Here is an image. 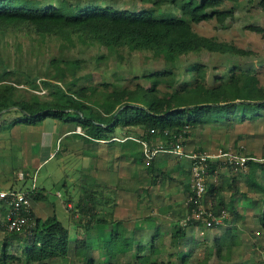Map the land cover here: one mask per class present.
<instances>
[{
	"label": "trees",
	"instance_id": "obj_1",
	"mask_svg": "<svg viewBox=\"0 0 264 264\" xmlns=\"http://www.w3.org/2000/svg\"><path fill=\"white\" fill-rule=\"evenodd\" d=\"M163 2L178 7L180 14L161 11L158 6ZM222 2L223 0H152L157 8L131 10L108 4L67 6L46 0H0V35L6 32L15 34L16 31H24L25 36L30 40V47L33 49L37 47V56H41L39 58L41 68L43 64L46 65L43 71L39 69L30 73L23 70L21 74V68L18 71L8 67L2 53V48L6 46L0 45V81L14 79L16 83H27L34 87L35 81L38 80L47 88L36 89L43 92L34 96L20 98L16 94L15 84L0 82V110L5 109L0 113V130L10 129L21 123L33 125L52 118L74 125L69 132L77 134L83 143L109 144L114 141L142 139L151 146L163 142L165 147H169L177 142L185 145L187 140L182 141L179 135L193 132L192 130L198 125L217 124L221 121H244L261 116V111H264V90L259 87L258 79L252 69H238L239 66L233 65L225 73L215 76L213 83L209 85L204 80V65L190 64L187 70H190L191 80L183 82L179 88L165 92L163 95L158 94L156 85L139 86L137 89L123 87L104 90L101 100L98 101L101 104L99 106L103 107V111H100L89 101V95L93 94L95 88L77 87L74 80L68 79V72H72L71 62L60 56H42L43 52L38 49L41 44L47 46V43L52 41L57 42L61 49L67 42L76 39L82 45L96 42L109 50L114 47L149 50L173 64L177 58L190 52L208 51L247 55L250 53L249 50L214 36L200 34L192 27L193 22L202 19L215 18L218 23H223L226 18L232 17L233 8H221ZM263 3L264 0H261V4ZM187 4L193 5V12L187 13L184 10ZM199 10L202 13H197ZM249 28L261 31V28L255 25H250ZM16 45L20 47V42L18 41ZM75 62L78 64V60H74V64ZM173 72L174 70L167 68L153 71L145 76L164 77L166 74L173 75ZM42 73L49 75L53 80L40 78ZM166 80L170 81V79ZM75 127H79L82 131L80 133L74 131ZM131 127L141 128L142 133L138 136L129 133L117 135L122 128ZM139 152L135 157L141 162L143 155L142 151ZM153 161L154 158L149 164L143 161L145 170L151 174L154 171ZM249 163L264 164V161H249ZM219 164V162H208L207 173L212 175L216 172L215 169L219 168ZM186 172L191 174L190 165ZM28 177L25 175L24 179ZM224 180L225 177L222 181ZM230 180L228 185L222 184V181L218 183L206 180L207 189L203 198L206 202L211 201L214 215H220L221 211L225 210L230 215L238 217L232 201L226 202L221 196V191L226 187L231 193L238 191L237 180L234 178ZM94 183L92 181L80 184L77 195L70 194L65 199V206L67 202H71L72 211L76 210L79 213L77 220L83 221L86 226L114 223L116 232H113L106 244L117 243L123 238L119 233L122 221L113 219L112 209L98 213L97 205L102 206L104 210L107 199L103 198V204L95 201L96 193L102 195L103 189L96 191ZM186 190L187 197L195 195L191 187L188 186ZM28 195L35 201L46 197L36 186L28 190ZM193 206L192 200L185 204L179 224L171 233L172 237L184 236L186 227L203 226L201 220L194 218L183 223ZM25 214L28 222L22 230L8 231L0 227V231L4 233L0 248V264L20 260L21 257L27 263L48 258L66 261L69 257L70 234L57 215L52 213L41 218L31 209ZM226 219L227 217L223 220ZM258 219L264 229V212L259 213ZM87 242L84 237L75 239L74 256L84 264H95V259L87 256ZM234 244L235 240L231 237L227 245ZM213 245L217 247L218 252L221 250L219 237L213 239ZM13 246L17 250L20 249V253L9 251ZM146 248L148 253H142L145 247L138 245L135 256L137 264H170L169 258L176 255V252H171L166 254V258L163 257L153 243ZM226 250H229V247ZM188 254L187 251L183 253L180 261L184 262Z\"/></svg>",
	"mask_w": 264,
	"mask_h": 264
},
{
	"label": "rangeland",
	"instance_id": "obj_2",
	"mask_svg": "<svg viewBox=\"0 0 264 264\" xmlns=\"http://www.w3.org/2000/svg\"><path fill=\"white\" fill-rule=\"evenodd\" d=\"M46 1L55 4L63 3L67 6L93 3L99 5L108 4L114 7L131 10L157 8L156 5H153L152 0ZM220 7H232V17L226 18L223 23H218L215 18L208 20L202 19L199 22L192 23L193 29L200 34L214 36L219 40H225L238 47L247 49L250 51L249 54L238 56L208 51L190 52L177 58L173 64L171 61L165 60L163 56H156L149 50H128L127 47H114L109 50L96 42L82 45L76 39L67 42L61 49L59 44L53 41L48 42L47 46L41 44L38 49L43 52L41 54L42 56L55 55L70 61L72 64V72H68V79L74 80L77 87H94L95 90L93 94L89 95V101L100 111H103V107L99 106L101 104L98 103V101L101 100L104 90L121 89L123 87L137 89L139 86L149 87L151 85H156L158 94L163 95L165 92H170L179 88V85L183 84V82L191 80V73L190 70H187V66L194 63H202L204 65V80L209 85L213 83V78L215 76L225 73L228 68L233 65L239 66L238 69H252L258 79L259 87L264 90V3L261 4V0H223ZM158 8L164 12H170L175 15L180 14V9L169 2L159 4ZM193 8V5L187 4L184 10L187 13H191L194 11L192 10ZM197 13H202V11L199 10ZM250 25L260 27L261 31L249 28ZM18 41L20 42V47L16 45ZM29 41L24 31H16L15 34L6 32L0 35V45L6 46L2 48V53L8 67L18 71L21 68V74H23V70H27L30 73H34L39 69L43 71L46 66L43 64L41 68V59H39L41 56H37V47L35 46L34 49L31 48ZM74 60H78V64L77 62L74 64ZM167 68L174 70L173 75L166 74L164 77L160 76L153 78L145 76L153 71ZM41 76L40 78L42 79L50 78L53 80V78L45 73H42ZM166 79H170V81ZM0 82L15 84V88L17 89L16 94L20 98L34 96L39 93L36 89L45 87L41 85L38 80L35 81L34 87L27 83H16L14 79H5ZM45 89L47 88L45 87ZM261 114V116L246 119L244 121H221L217 124L209 123L198 125L192 130L193 132H191V135H189L191 140L183 147L185 150H190L191 147L197 146L203 149H214L219 146L237 148L243 145V149L246 151H254L256 153L253 155L258 157L262 156L263 154H257L259 152H264V111H261ZM106 116L109 117L108 114ZM54 121L55 122H53L52 118H47L45 121L33 125L31 124V126H21L26 125L21 123L13 130L11 128L0 130V189H7L11 185L15 187H30L34 184V186H37L46 197L40 201H30V206H34V210L37 211L39 205H42V209L39 212H42V214L46 216V207L51 206L53 203L55 206L54 212L57 217L65 226H68L69 223L73 236H76V234H81L79 231L82 229L81 226L77 225L79 216L75 214L78 212L70 209L72 218H70L69 222V212L62 204L64 199H67L70 194L73 196L77 195L81 181L87 183H91L92 181L95 182V190H101L102 187H96L98 186L97 184L106 181L105 183H107V185H102V193L109 194L110 192L111 194L112 192L110 190L113 189V180L115 177L109 174L110 169H104V163H107L106 166L109 167V162L113 161V157L106 153L105 150L112 147H121L120 150L126 151L127 156L121 158V160L117 162H121L126 166L127 163L131 162L132 155L135 157L138 155L139 151H141V145L137 140L134 141V139H128L127 142L124 143L115 141L109 144L83 143L82 139L77 134L73 133L66 136L63 135V137L56 139L57 141L53 139L52 142L54 145L51 148L50 145L52 143L49 138V133L52 127L59 129V125L66 124L57 119ZM66 125L67 126L64 128L72 129L74 126L72 124ZM74 131L80 133L82 130L75 127ZM126 133L138 136L142 133V129L139 127H131L130 129L122 128L117 135L122 136ZM170 154L172 156L174 155L173 153ZM165 155H167V152L164 151L157 153L154 157L155 167L162 168L163 162L160 159ZM175 156L177 157L179 155ZM179 157L182 159L179 161V164L185 169L187 161L190 162V160L187 156ZM94 166L99 169L97 172H95ZM138 167L139 165L136 163L133 164L129 171L127 170V177L131 174V178L129 179L130 181L127 180L128 182H126V184L127 187L130 185L132 190L135 188V182L133 183L131 180L134 179L135 181V179L140 176L137 171ZM20 171L27 173L26 175L29 177L26 179L19 178L18 175ZM121 172L126 173L122 168ZM98 173L106 174H102L100 178H97L98 175L96 176V174ZM164 175L165 174L159 175L156 179H160L162 182L166 179L170 180L168 178L170 175H168V172L166 179L163 178ZM185 179H188L187 176ZM127 187L125 188L127 189ZM125 188L117 187V191L119 189L121 193L117 196L122 203L124 202L123 205L131 200L132 196L140 198V195L135 196L133 192L127 193L129 191H126ZM138 200H140L139 203L142 202L141 199ZM131 202L132 201H129L128 203L131 204ZM52 207L53 206L50 207V211ZM138 213H140V211H138ZM230 219H232V217ZM146 220L150 221L149 219ZM257 220L259 219H256L255 222ZM224 222L223 220L222 224ZM208 231L213 232L214 230L208 227ZM248 231H250V233L243 236L245 237L244 240H242L239 235L238 240L237 237L235 238V245H227L230 243V237L232 236V232L228 230L226 235L220 238L221 250L219 252L217 251V247L213 245L212 240H209L210 237L208 243L202 240V243H200L201 245L194 247L188 245L186 251H189L190 254L184 259V262L183 260L180 261L182 254L180 250L176 248L177 245H172L173 248L171 251L173 252L176 250L177 253L170 258L168 257L170 259V264H264V233L260 235L259 233L255 234L256 229L254 228H250ZM119 233L122 234V231L120 230ZM71 240V244H73L74 239L71 238ZM167 240H169V237ZM182 247L183 245L181 248ZM228 247L229 250H226ZM122 248H124V245L120 243L110 242L106 245H97L98 255L95 257L96 264H100L101 261L106 259L108 261L109 256H107V252H111V250L118 251ZM9 251L20 253V249L17 250L15 246L11 247ZM133 252L134 251L121 253L116 260L117 264L126 262L136 264ZM161 252L166 253L163 250ZM98 256H100L99 259ZM163 257L166 258V254L163 255ZM48 263L51 264V262ZM54 263L82 264V262L77 261V258L76 260H72L70 257L63 262L61 260H54ZM8 264L43 263H27L24 258L21 257L20 260L11 261L8 262Z\"/></svg>",
	"mask_w": 264,
	"mask_h": 264
},
{
	"label": "crops",
	"instance_id": "obj_3",
	"mask_svg": "<svg viewBox=\"0 0 264 264\" xmlns=\"http://www.w3.org/2000/svg\"><path fill=\"white\" fill-rule=\"evenodd\" d=\"M53 122L55 121L53 120ZM53 124H58V123H53ZM17 125L18 124L12 126L11 129L13 130L14 128H16ZM21 126H31V125L26 124V125H21ZM65 126L67 125L66 124H62L61 126L59 125V129L52 127L49 133V138L51 139V143H52L50 145L51 148L54 145L52 142L53 139L56 140V139L63 137V135L66 136V135L73 134L69 132L70 128H64ZM189 140H191L190 137L187 139V143ZM119 143H124V142H119ZM120 148L121 147H118V148L112 147V148H108L105 150L106 153L110 154L111 157H113L112 158L113 161L109 162L110 164L109 167L106 166L107 163H104V166H105L104 169H110L109 174L111 176H114L115 179L113 178L114 179L113 189L110 190L112 193L111 194L110 192L109 194L102 193L101 195L100 193L97 192L95 201L98 202V204L101 202L103 204L104 199H107V202L104 206V210L102 209V206L99 207L100 205H97L96 210L98 211V213L101 214L106 210L112 209L113 219L122 221L120 225V230L122 231V235L124 236L117 243L120 242V244L124 245V248H122L121 250L119 249L117 252H114L115 250H111V252H107V256H109L108 261L107 259L103 260L100 262V264L101 263L108 264L109 262H114L115 264H117L116 260L118 256L121 253L123 254V253H127L130 251H134L133 256L135 257L136 249L138 245L145 247L142 253H148V248L146 247L150 243H153L158 248L160 255L171 253L172 252L171 249L173 248L172 245H177L176 248L180 250L181 254H183L186 252V247H188V245H191L192 247L201 245L200 243H202V240L203 241L205 240L204 242H207V243L209 242V240H212L213 242V239H215V237L216 238L219 237V240H221L220 238H222L223 235H226L228 230L232 232L231 237H233L234 240L236 237L238 240L239 235L241 239L244 240L245 237L243 236H245V234L247 233H250V231H248V229L250 228L256 229L255 234L259 233L260 235L261 233H264V229L261 227L259 220L255 222V220L258 219L259 213L264 212V164L249 163L245 169H231L228 167L220 166L216 172H213V174L210 175L209 180H212L211 182L219 183L220 181H222L223 177H225L224 182L222 181V184H225V185H228V183L231 181L230 180L231 178H234L237 180L238 191L236 193H231L230 189L226 187V189H223L221 191V196L226 202H228L229 200L232 201L233 206L238 213V217L234 215H230L228 212H226L228 213V216L226 215L227 219L222 225H219L217 227H211L214 230L213 232H209L208 228H205L203 226H199V225L189 226V227H186V232L184 236L175 238L171 236V233L176 229V226L177 224H179V221L182 217V210L185 206V202H186V198L188 194L186 189L188 186L190 187V183H191V174L189 172H186V169L188 168V165H190V162L187 161V165L184 169L179 164V161L182 160L181 157L179 156L176 157L175 154L172 156L170 153H167V155H165L164 157H162V159H160L163 162L162 168L155 167L153 163L154 171L151 174L145 170L142 161L140 162L136 157H133V155H132L131 162L127 163L126 166L123 165L121 162H117L121 160V158H124L127 156L126 151H121ZM195 148L196 147H191L190 150L195 149ZM235 149H238L239 151L243 153H248V154L256 153L254 151H248V150L246 151L245 149H243V145ZM257 154L264 155V152L262 153L259 152ZM136 163H138L139 165V167L137 168V171L140 176L139 178L135 179V181L134 179L131 180L133 183L135 182L134 184L135 188L132 190L130 185L128 184L129 186L127 187V184H126V182H128L127 180L131 178V174L127 177V170L129 171L132 168L133 164H136ZM121 168L124 169L126 173L125 172L122 173ZM94 170L95 172H97L99 169L96 168V166H94ZM167 172H168V175L170 174L169 176L167 175ZM102 174H106V173L96 174V176L98 175L97 178L98 177L100 178ZM154 174H156L157 176L165 174L163 178L166 179V177L168 176L170 180L166 179V180H163L162 182L160 181V179H156L157 176L156 175L154 176ZM186 176L188 178L187 180L185 179ZM152 180H155V181L153 182ZM105 182L103 181V183H100L97 185L101 186L103 189V186L107 185V183ZM84 183L85 182L83 181L80 182V184H84ZM117 187L119 188L127 187V189L125 188L126 191H129L127 193L133 192L135 196L140 195V198H136L132 196L131 200H129V201H132L131 204L128 203L129 201H127L125 205H123L124 202L122 203L120 198L117 196L118 194L119 195L121 194L119 192V189L117 191ZM10 188L26 189L29 187L28 186L15 187L11 185L7 189H10ZM0 190H6V189H0ZM138 199H141L142 202L139 203L140 200ZM30 201H33V200L30 199ZM37 201H40V200H37ZM67 203H68L67 204L68 208L67 206H65V199L62 202V204L64 205V208L69 212L68 218L70 222V218H72L71 213H70V211L72 210L71 209L72 203L71 202H67ZM51 206L53 207L50 211ZM51 206L46 207L45 209V214L47 213L46 216L50 215V213L51 214L55 213L54 212L55 206L53 205V203L51 204ZM33 207L34 206H31L30 209L34 212L36 216L41 217V218L45 217V215L42 214V212H39L42 209L41 208L42 205H39L37 211L34 210ZM5 208H6L5 201L0 199V215H2V213L5 211ZM138 211H140V213H138ZM105 214L107 217H109L107 213ZM75 215L79 216V213H76ZM231 217L232 219H230ZM146 219H149L150 221H147ZM136 222L138 225L136 224ZM83 223H84L83 221H78L77 225L81 226L82 229L81 231H79L81 232V234H76V236L75 235L73 236L71 232L70 224L68 223V226H66L69 230L70 240L71 238L74 239L73 244H71L72 240L69 241L68 256L72 260H76L74 256L75 239L84 237L88 241L87 242V246H88L87 256L94 258L96 261L95 257H97L98 255L97 245H104V244L106 245V241H108L111 238V235L113 234V232H116L115 230L116 225L114 223H111V224H105V225L104 224H92V225L86 226ZM3 235L4 233L0 231V248L2 246L1 243L3 239ZM168 237H169V240H167ZM127 245H131V246H127ZM182 245L183 247L181 248ZM162 250L166 253H162L161 252ZM173 252H176V250ZM187 252L190 254L189 251ZM99 257L100 256H98V259ZM54 260H58V259L48 258L42 261H36L35 263L49 264L48 262H51V264H55ZM77 261H80V260L77 259ZM80 262L84 264L83 261H80ZM135 262L137 264L136 259H135ZM123 264H131V263L126 262Z\"/></svg>",
	"mask_w": 264,
	"mask_h": 264
},
{
	"label": "built area",
	"instance_id": "obj_4",
	"mask_svg": "<svg viewBox=\"0 0 264 264\" xmlns=\"http://www.w3.org/2000/svg\"><path fill=\"white\" fill-rule=\"evenodd\" d=\"M39 92H43V90ZM189 135L190 133L179 135V137L182 141H185L189 138ZM136 140L141 144L143 160L146 164H149L160 151L188 157L191 166L190 187L195 195H189L186 198L185 204L192 200L194 206L191 208L190 214L186 216L183 223H185L186 220H190V218H194L196 220H201V224L205 228H211L215 225L221 224L227 215L225 210H222L220 215H214L211 209V201L208 200L206 202L203 198L207 189L206 180L210 178V174L206 171L207 163L219 162V167L224 166L231 169H245L249 164V161H264V155L258 157L253 154L243 153L235 148H227L223 146L214 149H191L187 151L184 149V144L181 142H177L174 146L165 147L163 142H157L151 146L145 140ZM215 171H217V169H215ZM26 174L27 173L20 171L18 176L23 179ZM34 187V184H32L26 189L10 188L0 190V199L4 200L6 204L5 211L0 215V227H3L8 231L22 230L24 228L28 222V217L25 212L31 207V198L28 195V190Z\"/></svg>",
	"mask_w": 264,
	"mask_h": 264
},
{
	"label": "water",
	"instance_id": "obj_5",
	"mask_svg": "<svg viewBox=\"0 0 264 264\" xmlns=\"http://www.w3.org/2000/svg\"><path fill=\"white\" fill-rule=\"evenodd\" d=\"M8 108H10V107H8ZM120 108H121V107H120ZM4 110H5V109H1V110H0V113L3 112Z\"/></svg>",
	"mask_w": 264,
	"mask_h": 264
}]
</instances>
